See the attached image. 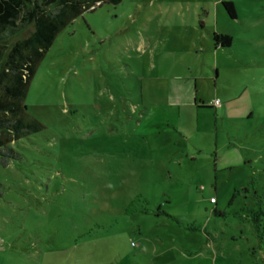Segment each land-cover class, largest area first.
I'll use <instances>...</instances> for the list:
<instances>
[{"label":"rangeland","instance_id":"rangeland-1","mask_svg":"<svg viewBox=\"0 0 264 264\" xmlns=\"http://www.w3.org/2000/svg\"><path fill=\"white\" fill-rule=\"evenodd\" d=\"M75 1L20 49L0 264H264V0Z\"/></svg>","mask_w":264,"mask_h":264},{"label":"trees","instance_id":"trees-1","mask_svg":"<svg viewBox=\"0 0 264 264\" xmlns=\"http://www.w3.org/2000/svg\"><path fill=\"white\" fill-rule=\"evenodd\" d=\"M99 1L101 0H93V2ZM109 1L118 3L120 0ZM223 6L231 18L236 17L232 2L223 1ZM78 7H80L79 2H71V0H0V43L8 42L9 39L24 31L31 24L35 27V32L30 39H21L15 43L10 57L15 59L14 56L17 52L19 57L26 59L22 63L17 60L15 70L12 72L13 76L9 78L8 83L3 84L5 92L0 90V163L3 165H7L11 159L19 158V155L8 147V141L21 133L24 128L31 127L20 115L22 106L7 97V95L21 94L17 84L28 80L33 74L29 56L21 53L20 49L40 42L42 37V42H45L46 46L49 45L57 31L55 17L64 16L66 10H69L71 14H76ZM212 41L215 46L228 47L232 43V37L228 34L213 32ZM0 83H2L1 76ZM199 107L208 108L201 101ZM138 198L139 196H136L133 201ZM130 207L131 205L129 209ZM260 213L261 210L254 212L256 223L260 220L258 217ZM188 228L194 229L193 226Z\"/></svg>","mask_w":264,"mask_h":264},{"label":"crops","instance_id":"crops-1","mask_svg":"<svg viewBox=\"0 0 264 264\" xmlns=\"http://www.w3.org/2000/svg\"><path fill=\"white\" fill-rule=\"evenodd\" d=\"M215 47L217 48L218 46H215ZM189 93H191V91ZM183 101L190 102L191 101V97L190 96H187V98L184 99ZM193 103L196 105L197 109H202V110L203 109H207V108L199 107L200 102L197 103L195 100H193ZM201 103H203V102H201Z\"/></svg>","mask_w":264,"mask_h":264},{"label":"built area","instance_id":"built-area-1","mask_svg":"<svg viewBox=\"0 0 264 264\" xmlns=\"http://www.w3.org/2000/svg\"><path fill=\"white\" fill-rule=\"evenodd\" d=\"M218 103H219V101L217 99H215L214 104L217 105ZM210 202H212V203L215 202V199L211 198Z\"/></svg>","mask_w":264,"mask_h":264}]
</instances>
